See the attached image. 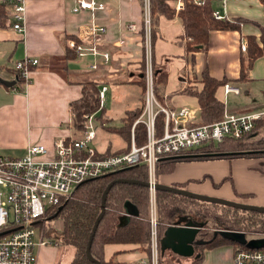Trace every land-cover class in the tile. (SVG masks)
<instances>
[{
	"label": "crops",
	"instance_id": "1",
	"mask_svg": "<svg viewBox=\"0 0 264 264\" xmlns=\"http://www.w3.org/2000/svg\"><path fill=\"white\" fill-rule=\"evenodd\" d=\"M100 1L104 2L103 8L75 12V0H29L23 33L9 26L0 28V77L6 81L15 80L12 87L0 82V155L20 156L30 143L43 144L52 150L58 138L77 137L70 105L81 96L82 84L86 81L97 82L99 91L106 87L101 103L106 119L104 125H111L105 112L108 93L112 96L115 93L116 97L122 91L132 105L128 109L142 107L141 4L138 0ZM209 2L221 18L245 20L239 30L210 31L206 51L183 53L182 26L175 14L169 18L159 14L153 26L152 68L155 73L166 74L157 92L158 102L168 109L187 107L193 110L196 122H199L197 100L186 89H200L202 69L213 78L225 77L236 85L239 93H231L235 96L241 89L248 92L250 81L264 79V57L257 56L251 66L245 68V79L237 80L240 62L244 65L248 52L246 47L240 51L239 45L247 44L248 37H253L261 46L264 0ZM174 3V0L168 1L171 7ZM91 23L105 27V31L95 36L85 34ZM129 23L133 29H129ZM80 35L84 36L81 40ZM70 37L86 46L96 45L99 52L107 53L108 59L100 54L76 56L65 43ZM27 56L37 58L38 63L31 66L28 79L20 82L13 66ZM93 64L95 68L91 67ZM214 95L225 107L227 94H222L220 86ZM263 104L264 101L246 106ZM122 141L124 145L116 151L127 147V142ZM172 169L170 173L160 174L158 182L264 206V156L178 161ZM194 240L191 256L175 255L159 245L158 264H231V244L201 247L197 234ZM46 247L36 249V264H41L40 254L46 258L49 249ZM143 254L137 244L111 243L105 245L103 258L112 264H136Z\"/></svg>",
	"mask_w": 264,
	"mask_h": 264
},
{
	"label": "built area",
	"instance_id": "2",
	"mask_svg": "<svg viewBox=\"0 0 264 264\" xmlns=\"http://www.w3.org/2000/svg\"><path fill=\"white\" fill-rule=\"evenodd\" d=\"M29 0H0L5 6L8 26L23 33L26 21V4ZM73 11L103 8L100 0H75ZM173 9L181 6V0H174ZM264 7V4H263ZM142 20L140 40L143 55V89L140 115L131 124L129 147L127 150L98 153L93 147L95 128L91 124L92 115L83 123V138H58L49 150L43 144L30 143L25 152L16 157L0 155V264H36V249L50 243L43 227L47 214L63 200L69 198L76 186L88 178L102 176L117 169L141 164L146 170L147 213L149 235L147 250L136 264H158L159 241L156 235V213L154 198L155 163L162 157L173 156L208 143H216L225 138L240 139L251 134L259 121L264 123V104L258 107L244 106L227 109L222 107L221 116L212 122H196L195 112L185 107L168 109L161 105L153 93V69L151 66L150 14L148 0L141 5ZM216 18H221L214 11ZM129 29L134 26L129 23ZM105 27L91 23L85 34L98 35ZM84 37L83 35H80ZM77 38H68L66 45L76 56L101 55L107 60V53L98 51L96 45L86 46ZM242 42L239 50L245 49ZM37 58L24 57L15 62L13 69L22 80L28 79L31 66ZM95 68V64L91 65ZM222 94H238L239 88L231 82L220 85ZM98 92L100 103L104 101V91ZM163 114L162 131L156 134L154 118ZM140 123L145 129L144 144L133 141V125ZM42 225V227H41ZM262 239L264 232L244 236ZM248 241V240H245ZM53 244H56L53 242ZM231 264H264V244L259 247L232 250Z\"/></svg>",
	"mask_w": 264,
	"mask_h": 264
},
{
	"label": "trees",
	"instance_id": "3",
	"mask_svg": "<svg viewBox=\"0 0 264 264\" xmlns=\"http://www.w3.org/2000/svg\"><path fill=\"white\" fill-rule=\"evenodd\" d=\"M143 0H138L142 5ZM169 0H148L150 14V40L151 50L155 32V19L159 14L165 17L176 15L182 26V49L185 52L206 51L208 33L212 30H239L243 18L224 19L214 16V9L209 0H181L179 9L174 10L168 4ZM8 27V16L5 6L0 3V28ZM262 33V31H261ZM260 33L261 46L255 43L253 37H248L246 44L247 59L244 65L240 62V71L237 80L245 79V68L250 67L251 62L257 56L264 57V36ZM151 54V52H150ZM143 67V58H142ZM152 66V54H151ZM153 69V68H152ZM166 74L155 73L153 69V93L157 97L158 90L164 84ZM20 82H24L19 78ZM202 85L199 90L186 89L189 94L196 97L198 104L199 122H212L218 119L222 113V102L214 92L216 88L225 82V77L219 79L208 75L204 68L200 73ZM143 83V76L141 79ZM95 81H86L82 85V93L78 99L72 101L70 111L73 115V125L76 129L83 130V123L87 116L99 112L96 116L99 120L105 119L102 114V105L98 99L99 87ZM144 84V83H143ZM143 89V87H142ZM141 107L129 109L121 118L118 125H105L108 131L116 133L127 142L129 147V134L131 124L140 115ZM106 120V119H105ZM163 114L158 112L154 118L156 134L162 131ZM104 122V121H102ZM133 141L136 145L144 144L145 129L140 123L133 125ZM179 156V157H173ZM173 158L159 159L155 163V178L164 173H170L175 162L188 160H202V158L231 157H260L264 156V123L259 121L253 132L240 139L225 138L216 143H208L198 148L173 154ZM116 178L136 180L139 183H124L116 181L108 191L105 198L104 215L99 221L96 231L91 239L90 255L86 256L87 241L92 231V226L101 210V196L106 185ZM146 180V170L141 164L117 169L114 172L103 174L99 177L88 178L76 186L72 195L63 200L47 214V219L59 221L60 227L52 229L48 235L53 242L60 245H68L73 248V254L69 264H112L103 258L106 244H137L138 247L147 250L149 235V223L147 213V187L141 184ZM178 187V186H177ZM155 227L157 240L163 235V231L169 225H183L190 222L199 228L197 239L201 247H212L222 243L231 244L232 250L236 246L246 248L244 244L226 238L221 231H238L244 236L252 233L264 232V213L251 210H239L221 204H212L206 201H198L191 197L172 194L165 190H155ZM129 206L133 211H129ZM208 208L219 209L222 212L211 213ZM220 225V226H219ZM219 226L218 228H215ZM160 242V241H159Z\"/></svg>",
	"mask_w": 264,
	"mask_h": 264
},
{
	"label": "rangeland",
	"instance_id": "4",
	"mask_svg": "<svg viewBox=\"0 0 264 264\" xmlns=\"http://www.w3.org/2000/svg\"><path fill=\"white\" fill-rule=\"evenodd\" d=\"M120 89H122V87ZM125 97L126 96L123 95L122 91H120V93L118 92V96L116 97H115V93H113V96L111 93H108L106 96L107 103H106L105 112L109 116L110 124L112 126L118 125L120 123L121 118L125 116L126 114L125 112L129 111L128 108H131L130 106H132L130 105L131 103H129V100ZM263 101H264V79H257V80L255 79L249 82L248 92H245L244 90L241 89L240 94L238 96L232 95L231 93L227 94V96L225 97L224 105L225 108L227 109H236V108H242L246 106V104L247 105L262 104ZM91 115L93 116L91 124L95 128V139L92 141V145L98 151V153L102 154L107 152H115L117 148L124 145V142L116 133L114 134L108 131L106 128H104L105 126L104 122H106L105 119L99 120L98 118H96V116L99 115V112H96L95 114H91ZM77 131L78 132L76 134L77 136L76 138H83L85 133L84 129L83 130L77 129ZM11 156L14 157L16 155L11 154ZM158 178L159 177L157 176V179ZM208 209H209L208 211L211 213L222 212L219 209H213V208H208ZM219 226H216L215 228H218ZM58 227H60V222L52 221L49 218L43 227L44 235L46 238H48V240H50V243H47L45 245L49 248L47 250L46 258L41 257V254L38 257V260L41 261V264H69L71 260L74 251L73 248L68 245H60L59 242H54L56 244H53V238L48 235V232H51L52 229H57ZM249 238L250 237L247 238L243 237V239L245 240H248Z\"/></svg>",
	"mask_w": 264,
	"mask_h": 264
},
{
	"label": "water",
	"instance_id": "5",
	"mask_svg": "<svg viewBox=\"0 0 264 264\" xmlns=\"http://www.w3.org/2000/svg\"><path fill=\"white\" fill-rule=\"evenodd\" d=\"M0 82L3 83L5 86L7 87H12L15 80L13 81H6L4 79H2L0 77ZM173 157H179V156H173ZM173 157H166V158H173ZM164 157L160 158L163 159ZM116 181H120V182H124V183H139L136 180H128V179H124V178H116V180H112L110 181L107 185L106 188L103 190L102 196H101V210L100 213L98 214L99 216L97 217V219L95 220L93 226H92V231L91 234L88 238L87 241V247H86V256L87 258H89L90 260L93 259L90 255V247H91V239L96 231L97 225L99 223V221L101 220V218L103 217V213L105 210V198L106 195L108 193V191L110 190V188L112 187V184ZM141 184H143L144 186H147L146 182H142ZM154 189L155 190H165L168 191L172 194H179L181 196H185V197H191L193 199H196L198 201H206L212 204H221V205H225L228 206L230 208H236L239 210H251V211H256L258 213H264V206H258V205H254L251 203H245V202H241L238 200H228L222 197H214V196H210L207 194H199V193H195L193 191H188L185 188H181V187H177V186H172V185H167V184H163V183H159L156 182L154 183ZM61 205L59 207V210L61 209ZM129 211H133V207L129 206ZM199 228L196 226H193L190 222H187L183 225H169L167 226V228L163 231V235L161 237V239L159 240V244L161 246H165L167 247L172 253H174L175 255H182V256H191L192 254V246L193 243H195L194 237L195 235L198 233ZM221 233L228 239L231 240H235L241 244H244L246 247H259L262 246L264 244V238L262 239H248V241H245V239H243V234L241 232L238 231H221ZM97 264H100L99 262H97Z\"/></svg>",
	"mask_w": 264,
	"mask_h": 264
}]
</instances>
